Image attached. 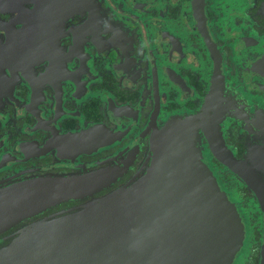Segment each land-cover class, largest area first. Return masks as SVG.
Wrapping results in <instances>:
<instances>
[{
	"label": "flooded vegetation",
	"instance_id": "obj_1",
	"mask_svg": "<svg viewBox=\"0 0 264 264\" xmlns=\"http://www.w3.org/2000/svg\"><path fill=\"white\" fill-rule=\"evenodd\" d=\"M182 117L250 226L236 264H258L264 212L229 166H257L264 183V0H0V190L63 193L95 173L108 185L35 209L0 249L130 181Z\"/></svg>",
	"mask_w": 264,
	"mask_h": 264
},
{
	"label": "water",
	"instance_id": "obj_2",
	"mask_svg": "<svg viewBox=\"0 0 264 264\" xmlns=\"http://www.w3.org/2000/svg\"><path fill=\"white\" fill-rule=\"evenodd\" d=\"M195 126V118L169 120L152 136L130 181L68 214L24 226L0 249V264H236L247 251L250 226L238 201L218 184ZM243 165L229 167L264 212L258 167ZM98 179L103 175L75 179L63 193L39 183L0 190V233L65 195L77 200L108 186ZM258 264H264V231Z\"/></svg>",
	"mask_w": 264,
	"mask_h": 264
}]
</instances>
